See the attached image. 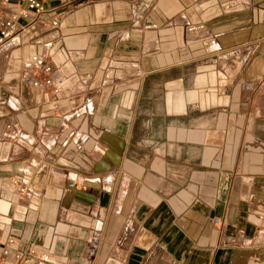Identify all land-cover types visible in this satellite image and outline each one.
Masks as SVG:
<instances>
[{
	"label": "crops",
	"instance_id": "obj_1",
	"mask_svg": "<svg viewBox=\"0 0 264 264\" xmlns=\"http://www.w3.org/2000/svg\"><path fill=\"white\" fill-rule=\"evenodd\" d=\"M41 1L0 46V264H264V0Z\"/></svg>",
	"mask_w": 264,
	"mask_h": 264
},
{
	"label": "built area",
	"instance_id": "obj_2",
	"mask_svg": "<svg viewBox=\"0 0 264 264\" xmlns=\"http://www.w3.org/2000/svg\"><path fill=\"white\" fill-rule=\"evenodd\" d=\"M50 12L41 0H0V46L8 42L11 36L20 33L28 25L36 24L45 19ZM57 14L50 16L48 19L50 25L57 24ZM22 19L24 22H20ZM28 68L32 70L26 78L31 86L39 89L47 88L52 93L58 91L60 80L54 81L50 73L53 67L50 63L44 61L39 55H31L28 59ZM1 100V95H0ZM57 107V103L53 102L51 108ZM73 183L69 182V186ZM214 223L218 222L217 218L212 220ZM15 257H19L16 253ZM27 264H42L35 258L27 260Z\"/></svg>",
	"mask_w": 264,
	"mask_h": 264
}]
</instances>
